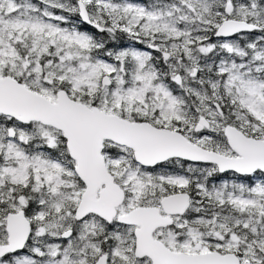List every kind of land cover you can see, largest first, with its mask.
<instances>
[{
  "label": "snow or ice",
  "instance_id": "6c2138e0",
  "mask_svg": "<svg viewBox=\"0 0 264 264\" xmlns=\"http://www.w3.org/2000/svg\"><path fill=\"white\" fill-rule=\"evenodd\" d=\"M0 264H264V0H0Z\"/></svg>",
  "mask_w": 264,
  "mask_h": 264
}]
</instances>
